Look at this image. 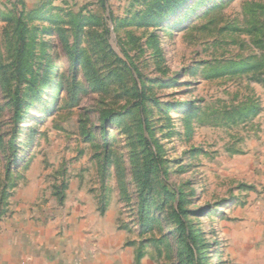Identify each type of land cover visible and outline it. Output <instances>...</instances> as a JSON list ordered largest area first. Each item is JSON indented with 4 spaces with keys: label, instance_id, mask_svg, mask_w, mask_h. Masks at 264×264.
<instances>
[{
    "label": "rangeland",
    "instance_id": "rangeland-1",
    "mask_svg": "<svg viewBox=\"0 0 264 264\" xmlns=\"http://www.w3.org/2000/svg\"><path fill=\"white\" fill-rule=\"evenodd\" d=\"M176 1L0 0L1 257L16 214L85 264H245L264 0Z\"/></svg>",
    "mask_w": 264,
    "mask_h": 264
},
{
    "label": "crops",
    "instance_id": "crops-1",
    "mask_svg": "<svg viewBox=\"0 0 264 264\" xmlns=\"http://www.w3.org/2000/svg\"><path fill=\"white\" fill-rule=\"evenodd\" d=\"M15 216L9 219L13 234L6 241L7 249L3 257L0 256V264H79V258L80 264H85L83 250L77 251V240L72 244L73 252L69 248L65 250L63 246L66 241L63 237L59 238L52 233H24L23 223L28 220L19 222L14 219ZM13 226L21 227L18 230ZM234 226L230 229V249L238 258L245 259V264H264V213L262 216L240 219ZM80 243L83 247L84 240ZM78 253H81V257Z\"/></svg>",
    "mask_w": 264,
    "mask_h": 264
},
{
    "label": "trees",
    "instance_id": "trees-1",
    "mask_svg": "<svg viewBox=\"0 0 264 264\" xmlns=\"http://www.w3.org/2000/svg\"><path fill=\"white\" fill-rule=\"evenodd\" d=\"M185 2H186V0H182L181 2L180 1H176L173 9H176V8L182 6V4H184Z\"/></svg>",
    "mask_w": 264,
    "mask_h": 264
}]
</instances>
